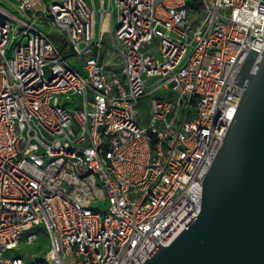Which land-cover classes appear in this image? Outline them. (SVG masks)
<instances>
[{
  "label": "built area",
  "instance_id": "1",
  "mask_svg": "<svg viewBox=\"0 0 264 264\" xmlns=\"http://www.w3.org/2000/svg\"><path fill=\"white\" fill-rule=\"evenodd\" d=\"M18 8L30 21L0 7V264H27L37 228L50 249L35 264H144L201 211L249 79L234 82L264 50V0Z\"/></svg>",
  "mask_w": 264,
  "mask_h": 264
},
{
  "label": "water",
  "instance_id": "2",
  "mask_svg": "<svg viewBox=\"0 0 264 264\" xmlns=\"http://www.w3.org/2000/svg\"><path fill=\"white\" fill-rule=\"evenodd\" d=\"M250 49L235 84L249 79L203 180L199 215L144 264H264V50Z\"/></svg>",
  "mask_w": 264,
  "mask_h": 264
},
{
  "label": "rangeland",
  "instance_id": "3",
  "mask_svg": "<svg viewBox=\"0 0 264 264\" xmlns=\"http://www.w3.org/2000/svg\"><path fill=\"white\" fill-rule=\"evenodd\" d=\"M34 11L38 12H43L45 10V7L47 5L52 4L54 1L56 0H30ZM19 0H0V7L13 13L16 17L21 18V19H25L27 21H30L25 15H23L22 13L19 12ZM116 13L114 15L115 17V23H116ZM47 27V32L50 34V37H52L54 40H56L58 42V44H61V42L58 41L57 37H56V33L51 31V28ZM106 31L103 32L102 34V39L105 42V48H107L108 42V36L110 33V28L107 27L105 28ZM72 65L74 67H76L77 69H82V64L78 61H72ZM45 74L46 76H49V71L46 69L45 70ZM152 84V83H151ZM154 87H151L149 89V91H151ZM165 93V90H161L159 92L154 93L152 96H148L144 99H142L140 101L139 104V110H140V114L142 116H146L148 114L149 111V107H150V103L152 101V99L154 98H159L160 96H163ZM61 104L65 103V100L62 99ZM97 208H100L101 210L106 209L107 205L106 202H98L95 205ZM35 233L38 235V239L39 242L36 243L33 246H28L26 248H24V250H22L21 253L26 256V260H27V264H35L39 261H43L46 258V254L50 249V243H49V239L47 237L46 231L43 228H37L35 230Z\"/></svg>",
  "mask_w": 264,
  "mask_h": 264
}]
</instances>
